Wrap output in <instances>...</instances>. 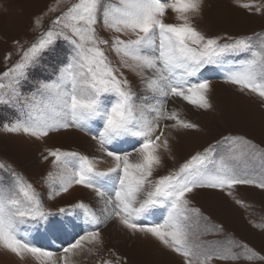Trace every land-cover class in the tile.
<instances>
[{"label": "snow or ice", "instance_id": "6c2138e0", "mask_svg": "<svg viewBox=\"0 0 264 264\" xmlns=\"http://www.w3.org/2000/svg\"><path fill=\"white\" fill-rule=\"evenodd\" d=\"M204 2L56 0L48 13L60 14L48 26L43 16L34 20L35 39L27 47L16 42L19 59L0 73V104L19 112L3 130L41 140L75 128L91 135L111 164L100 170L101 159L60 149L49 150L44 157L52 158V170L44 178L50 199L79 185L91 190L100 205L97 210L80 201L58 210L65 218L82 215L83 223L90 226L61 253L34 246L30 230L43 224L46 231L60 233L79 225L56 219V213L44 209L33 185L10 170V181L0 179V250L38 264H75L73 257L84 251L99 256L103 239L98 228L114 219L128 232L158 241L183 264L214 260L264 264V256L247 244L202 240L222 229L205 223L208 218L189 197L197 189L232 196L237 185L264 190V148L243 136H225L166 175L156 176L162 167L161 153L170 151L171 131L197 128L182 118V108L169 109V100L176 103L178 98L197 109H210L208 73L213 69L222 73L224 83L254 94L264 104V32L227 37L225 42L206 36L194 22L202 16ZM233 3L260 11L241 0ZM169 11L175 14V23L165 22ZM59 41L69 46L66 60L53 79L37 80L34 91L26 95L22 89L30 71L41 66L46 53L59 55ZM108 51L117 57L118 67ZM238 56L243 58L234 61ZM122 70L139 77L144 95H138ZM5 168L0 163V169ZM235 202L244 206L238 199ZM154 217L162 220L153 222ZM258 227L264 231V224ZM99 261L113 264L102 256ZM115 264H120L119 257Z\"/></svg>", "mask_w": 264, "mask_h": 264}, {"label": "rangeland", "instance_id": "374dc122", "mask_svg": "<svg viewBox=\"0 0 264 264\" xmlns=\"http://www.w3.org/2000/svg\"><path fill=\"white\" fill-rule=\"evenodd\" d=\"M241 3L254 4L260 8V11L257 12L255 7L251 10L237 7L233 0H205L202 16L194 21L196 27L206 36L221 38V42H225L224 38L227 37L251 36L264 32V0H241ZM55 4L56 0H0V73L19 59L16 42L27 47L29 42L35 39L37 33L33 30V25L37 17L43 16L44 24L48 26L51 20L60 14L59 11L48 13L49 6ZM165 22L175 23V14L169 11ZM100 34L105 38L109 35L103 31ZM58 45L56 52L59 55L46 53L41 66L30 71V80L22 89L26 95L34 91L37 80L53 79L60 62L66 60L69 46L64 41H59ZM107 54L118 67L119 61L115 54L111 51ZM6 56H10L7 61ZM242 58L243 56L235 57L234 61ZM122 71L138 95H144L139 77L130 71ZM208 78L211 81L210 109H197L175 98L176 102L180 101L182 104V118L196 124L197 128L171 131L170 151L161 153L162 167L157 171L156 176L166 175L192 155L203 152L208 145L216 144L225 136H243L260 148H264V104L254 94L241 93L237 86L224 83L223 75L219 70L213 69L208 73ZM168 107L169 109L176 107L172 99L169 100ZM18 115L17 109L0 104V163L8 166L0 169V179L10 181L9 171L15 170L40 194L46 211L57 212L55 218L58 220L71 219L79 225L76 230L69 227L66 232L60 233L46 231L43 224L38 226V229L30 230L29 239L34 246L61 253L62 248L73 242L78 234H83L82 229L90 226L83 223L82 215L80 219H75L74 216L65 218L59 215L58 210L70 208L80 201L90 204L97 210L100 205L94 204L95 195L91 190L87 189V191L79 185H74L69 192L50 199V189L44 178L52 170V158L45 160L44 157L49 150L75 151L101 159L103 162L97 164L100 170L109 167L111 161L98 151L91 135H86L75 128L50 133L41 140L23 133L4 131V126L13 122ZM78 187L83 189L78 191ZM232 191V196L225 191L215 189H197L189 194L192 206L199 208L203 216L208 218L205 223L220 226L222 229L219 235H206L201 239L213 242L231 239L247 244L264 256V231L258 227L264 224V190L249 185H237ZM237 199L243 202V207L235 202ZM151 219L156 222L158 219L162 220V217ZM98 230L103 239L99 256L112 260L113 264L116 257H119L120 264H183L180 256L165 249L158 241L139 234L134 235L114 219L100 225ZM99 256L84 251L74 256L73 260L75 264H100ZM0 264H38V262L31 258L20 260L0 250ZM212 264H232V262L214 260ZM236 264H249V262L240 260ZM256 264L261 262L258 261Z\"/></svg>", "mask_w": 264, "mask_h": 264}, {"label": "bare ground", "instance_id": "6f19581e", "mask_svg": "<svg viewBox=\"0 0 264 264\" xmlns=\"http://www.w3.org/2000/svg\"><path fill=\"white\" fill-rule=\"evenodd\" d=\"M178 100H179V99H178ZM175 105H176V107L182 108V104L180 103V101H179V102H176ZM68 133H69V132H68ZM68 133H67V135H66V134H65V135L68 136V135H69ZM71 133H72V132H71ZM58 135H60V134H58ZM93 146H94V145H93ZM80 189H83V188H80V187L77 188L78 191H80ZM86 190H87V189H86ZM87 191H88V190H87ZM91 194H93V193H91ZM93 195H95V194H93ZM92 201H93V200H92ZM96 203H98V198L95 197V198H94V204H96ZM109 229H110V228H109Z\"/></svg>", "mask_w": 264, "mask_h": 264}]
</instances>
